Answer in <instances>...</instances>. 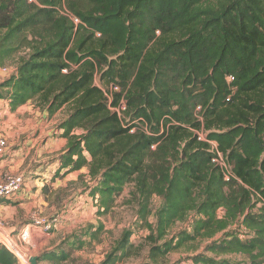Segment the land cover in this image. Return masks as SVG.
<instances>
[{"label": "trees", "instance_id": "trees-1", "mask_svg": "<svg viewBox=\"0 0 264 264\" xmlns=\"http://www.w3.org/2000/svg\"><path fill=\"white\" fill-rule=\"evenodd\" d=\"M21 50L0 100L66 109L53 177L84 169L100 215L130 186L149 263L264 264V0H0V65ZM0 264H20L3 244Z\"/></svg>", "mask_w": 264, "mask_h": 264}, {"label": "rangeland", "instance_id": "rangeland-1", "mask_svg": "<svg viewBox=\"0 0 264 264\" xmlns=\"http://www.w3.org/2000/svg\"><path fill=\"white\" fill-rule=\"evenodd\" d=\"M24 54L25 50L17 52L9 62L0 65V70L6 67L13 71L14 63ZM9 74L0 71V82ZM96 83L102 86L98 78ZM66 113V109H61L48 118L32 102L12 111L6 101H0V140L5 141L0 156V181L10 174L24 178L23 187L11 198L15 200V196H20L16 199V207L7 212L0 211V237H9L17 254L26 260L22 264H30L31 256H39L49 249L68 254V258L59 264H100L114 242L127 230L131 233V242L141 250L139 255L116 264H152L146 259L149 231L138 218L135 203L130 202V186L116 198L110 211L100 215L86 187L91 183L87 177H82L84 169L69 172L61 178L53 177V171L59 167L56 160L66 143L57 126ZM159 204L160 200L153 198V210ZM52 218L56 221L49 232L27 226L35 220L49 221ZM153 221L151 215L149 223ZM99 225L103 228L97 233V238H90L88 233ZM187 225L176 224L169 236ZM24 231H27L25 236ZM232 258L240 260L238 256ZM159 263L190 264V261L188 254L176 251ZM38 264L51 263L41 261Z\"/></svg>", "mask_w": 264, "mask_h": 264}, {"label": "built area", "instance_id": "built-area-1", "mask_svg": "<svg viewBox=\"0 0 264 264\" xmlns=\"http://www.w3.org/2000/svg\"><path fill=\"white\" fill-rule=\"evenodd\" d=\"M0 71L6 74L12 72L6 67H2ZM4 146H5V141L0 140V156L3 153ZM23 185H24V178L22 175H17V174L5 175L4 178L0 181V198H12L16 193H18L21 190ZM55 221H56L55 218H52V220L49 221L35 220L32 225H27V226H31L32 228L39 229L42 232H49L50 229L52 228L53 222ZM26 234L27 231H24L23 236H25ZM0 244H3L7 249H9L16 256L20 264L26 262V260L21 255L17 254L18 251L12 245V242L8 236L5 238L0 237Z\"/></svg>", "mask_w": 264, "mask_h": 264}, {"label": "crops", "instance_id": "crops-1", "mask_svg": "<svg viewBox=\"0 0 264 264\" xmlns=\"http://www.w3.org/2000/svg\"><path fill=\"white\" fill-rule=\"evenodd\" d=\"M1 101V100H0ZM9 106V105H8ZM23 106V105H22ZM21 107V106H20ZM37 109H39L38 107H36ZM40 110V109H39ZM42 111V110H41ZM44 112V111H43ZM45 113V112H44ZM46 115V113H45ZM47 117V115L45 116ZM35 172H38V173H43V171H35ZM20 197V196H19ZM18 196H15V200H12L10 202H1L0 200V211L4 210V212H7V210H9L10 208H14L16 207V199H20Z\"/></svg>", "mask_w": 264, "mask_h": 264}, {"label": "water", "instance_id": "water-1", "mask_svg": "<svg viewBox=\"0 0 264 264\" xmlns=\"http://www.w3.org/2000/svg\"><path fill=\"white\" fill-rule=\"evenodd\" d=\"M29 263H30V264H38V263H37V256H31V257L29 258Z\"/></svg>", "mask_w": 264, "mask_h": 264}]
</instances>
